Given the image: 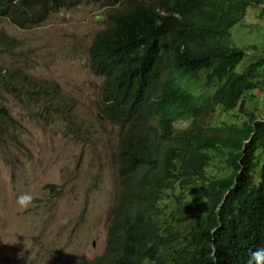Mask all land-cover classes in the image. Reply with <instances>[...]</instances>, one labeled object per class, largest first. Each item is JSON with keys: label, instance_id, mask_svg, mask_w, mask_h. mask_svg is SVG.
Segmentation results:
<instances>
[{"label": "trees", "instance_id": "obj_1", "mask_svg": "<svg viewBox=\"0 0 264 264\" xmlns=\"http://www.w3.org/2000/svg\"><path fill=\"white\" fill-rule=\"evenodd\" d=\"M83 1L0 0V16L31 30ZM94 2L116 6L89 67L104 80L103 118L124 133L114 155L123 191L105 251L83 264H245L264 245V119L250 111L252 92L264 94V56L238 72L247 50L232 45V30L250 9L264 19V0ZM5 44L18 48L2 34V54ZM45 84L0 65V100L59 102ZM193 85L214 91L212 128L200 123L206 95ZM192 117L191 128L175 129ZM12 118L0 101V135Z\"/></svg>", "mask_w": 264, "mask_h": 264}, {"label": "rangeland", "instance_id": "obj_2", "mask_svg": "<svg viewBox=\"0 0 264 264\" xmlns=\"http://www.w3.org/2000/svg\"><path fill=\"white\" fill-rule=\"evenodd\" d=\"M113 7L84 0L32 30L0 21V35L7 34L18 46L4 45L0 65L21 68L60 96L48 106L7 95L0 100L13 116L0 135V264H83L106 249L113 210L121 199L113 155L124 133L101 114L104 80L90 70L89 48L107 28ZM252 12L232 30V45L247 50L238 72L264 56V19ZM190 92L206 95L199 120L214 127L220 113L214 91L193 85ZM252 95L250 111L260 121L264 94ZM250 111L237 112L236 120ZM194 120H180L174 127L187 130ZM25 192L33 199L21 209L15 201Z\"/></svg>", "mask_w": 264, "mask_h": 264}, {"label": "clouds", "instance_id": "obj_3", "mask_svg": "<svg viewBox=\"0 0 264 264\" xmlns=\"http://www.w3.org/2000/svg\"><path fill=\"white\" fill-rule=\"evenodd\" d=\"M96 3V2H95ZM99 4V3H98ZM59 13V12H58ZM108 19V18H107ZM1 20H5L7 22H9L11 25L12 24V21L7 18V17H4V16H0V21ZM42 25V24H41ZM40 25V26H41ZM107 26H108V20H107ZM17 28V27H16ZM106 29V28H105ZM32 30V29H31ZM102 31V30H101ZM100 32V31H99ZM7 35V34H6ZM96 76V75H95ZM102 78V77H101ZM123 138V137H122ZM121 138V139H122ZM119 146V145H118ZM117 151H118V148H117ZM115 155V154H114ZM114 155H113V159H114ZM115 160V159H114ZM116 164H117V161H116ZM118 165V164H117ZM117 173V176H118V180H119V173L118 171L116 172ZM119 184H120V190L118 192V198H121V194H122V191H123V185L122 183L119 181ZM32 195L29 193V192H25L23 194H20V195H17L16 197V205L18 207H20L21 209H24V208H27L31 202H32ZM121 200V199H120ZM120 200L118 201V203L120 202ZM117 203V204H118ZM101 256V255H100ZM99 257V256H98ZM245 264H264V245L262 246H258L256 247L254 250H250L248 256H247V259L245 261Z\"/></svg>", "mask_w": 264, "mask_h": 264}]
</instances>
